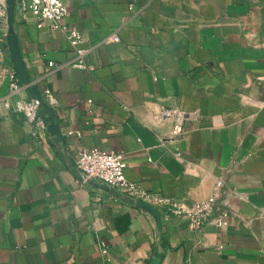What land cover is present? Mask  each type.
<instances>
[{
	"label": "crops",
	"instance_id": "1",
	"mask_svg": "<svg viewBox=\"0 0 264 264\" xmlns=\"http://www.w3.org/2000/svg\"><path fill=\"white\" fill-rule=\"evenodd\" d=\"M66 6L91 70L49 66L74 57L64 33L0 0L1 65L21 99L53 93L61 131L0 117V264H264V0ZM81 149L124 153L142 195L83 183ZM218 179L228 224L194 232L176 211Z\"/></svg>",
	"mask_w": 264,
	"mask_h": 264
},
{
	"label": "built area",
	"instance_id": "2",
	"mask_svg": "<svg viewBox=\"0 0 264 264\" xmlns=\"http://www.w3.org/2000/svg\"><path fill=\"white\" fill-rule=\"evenodd\" d=\"M17 2L23 15L29 13L32 17L40 19L41 22L37 24L38 29L47 23L50 30H61L73 48L74 57L71 61L64 65L48 62L49 66L53 68L70 66L79 69H92V66L87 64L85 60L89 52V49L85 47L88 41L86 33L62 24L68 13L66 0H17ZM117 40L118 37L115 33L107 37V41ZM5 82L7 83V91L4 96H0V117H4L6 112L21 113L35 132L40 131L47 134L50 123L48 124L47 120L43 118L42 103L45 99L47 106L53 111V107L56 105L53 93L48 89L44 90L40 95L42 103L32 97L26 100L21 99L18 96L21 86L14 79L12 71L2 67L0 53V86ZM2 109L5 112H2ZM163 114L167 115L169 112L165 111ZM175 119L174 131L179 133L181 121L179 117ZM68 134L72 135L73 133L68 131ZM74 166L81 173L83 183L100 182L117 190L129 199L142 195L137 184L128 180L124 174L126 162L122 152L81 149L75 156ZM223 201V180L218 179L209 195L195 201L188 208L177 210L176 214L187 217L189 227L194 232H201L207 225L223 228L228 224L229 219V211L224 206Z\"/></svg>",
	"mask_w": 264,
	"mask_h": 264
},
{
	"label": "water",
	"instance_id": "3",
	"mask_svg": "<svg viewBox=\"0 0 264 264\" xmlns=\"http://www.w3.org/2000/svg\"><path fill=\"white\" fill-rule=\"evenodd\" d=\"M24 84H28V82L25 81ZM31 97L35 98V99H38L41 102L40 95H34V96H31ZM42 105L44 106L45 110L49 113V116H50L49 120H51L53 115H54V112L47 105H45L44 103H42ZM47 129H48L49 132H51L55 136V141L60 139V132L61 131H60V129H59V127L57 125H54L53 122L50 121V124H49Z\"/></svg>",
	"mask_w": 264,
	"mask_h": 264
}]
</instances>
